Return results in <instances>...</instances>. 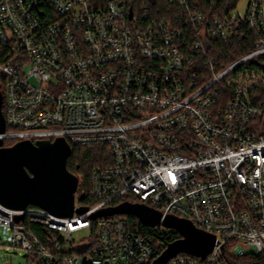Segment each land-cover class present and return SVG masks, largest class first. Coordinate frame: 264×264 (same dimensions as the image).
Returning a JSON list of instances; mask_svg holds the SVG:
<instances>
[{"label": "built area", "instance_id": "built-area-1", "mask_svg": "<svg viewBox=\"0 0 264 264\" xmlns=\"http://www.w3.org/2000/svg\"><path fill=\"white\" fill-rule=\"evenodd\" d=\"M216 3L0 0L4 147L63 138L72 152L105 147L110 157L92 173V205L76 193L82 214L0 203V227L27 264H153L159 238L177 232L95 218L125 202L215 237L205 259L179 254L169 264L264 253V0H247L244 17L236 8L210 19ZM163 5L181 15L165 16ZM243 25L254 49L221 68L209 46Z\"/></svg>", "mask_w": 264, "mask_h": 264}, {"label": "water", "instance_id": "water-1", "mask_svg": "<svg viewBox=\"0 0 264 264\" xmlns=\"http://www.w3.org/2000/svg\"><path fill=\"white\" fill-rule=\"evenodd\" d=\"M5 132L3 96L0 91V134ZM71 155V147L63 138L54 142L23 141L11 147H4V141L0 140V203L17 211L38 207L60 218H71L74 213H84L86 211L84 208L75 209L79 178L67 168V161ZM129 206L105 210L98 213L95 218L135 216L146 227L162 224L168 229L175 230L182 237L169 244L153 264H169L179 254L205 259L216 246L214 236L196 230L190 221L175 217L163 218L158 214L155 223L153 219L155 214L152 210ZM22 219L23 216H18L16 222Z\"/></svg>", "mask_w": 264, "mask_h": 264}, {"label": "trees", "instance_id": "trees-1", "mask_svg": "<svg viewBox=\"0 0 264 264\" xmlns=\"http://www.w3.org/2000/svg\"><path fill=\"white\" fill-rule=\"evenodd\" d=\"M46 1V0H45ZM242 0H217L215 7L207 8L206 14L210 19L228 16L233 12ZM47 7V4H44ZM163 14L173 17L181 15L175 9L165 8L163 5ZM254 49V39L246 25L235 30L234 35L227 40H215L208 49V57L216 58L220 67L227 65L244 57ZM260 99H264V91L259 94ZM4 110V108H3ZM108 149L105 147H75L72 155L67 161L68 170L80 178L77 191L78 203L83 207L92 205V173L96 168L104 167L110 164ZM128 218L130 225L138 230H143L142 222L135 216L123 215ZM35 229V228H34ZM36 230V229H35ZM163 243L162 252L166 250L169 244L180 239L179 234L171 231L169 235L159 238ZM228 264H264V253L253 254L237 259H228Z\"/></svg>", "mask_w": 264, "mask_h": 264}, {"label": "rangeland", "instance_id": "rangeland-1", "mask_svg": "<svg viewBox=\"0 0 264 264\" xmlns=\"http://www.w3.org/2000/svg\"><path fill=\"white\" fill-rule=\"evenodd\" d=\"M246 9H247V0H242L237 9L234 11V14L236 16H240V17H244L245 13H246ZM0 88L2 89V93L3 95H5V87L4 85L1 83L0 84ZM129 206L131 208H144L146 207L149 210H152L155 214L154 222L157 223V215L160 214L157 210H154L150 207H147L145 205L136 203V202H125L122 204H118L116 205V208L122 207V206ZM145 208V209H146ZM184 220V219H183ZM159 225V224H157ZM196 230L200 231L199 229H197L195 227ZM85 235H80L78 234L77 236H75V239L77 242L81 241L82 238ZM10 238H11V231L8 228H4V227H0V264H27L26 259L23 257L24 253L21 251H15L12 247L9 246V242H10Z\"/></svg>", "mask_w": 264, "mask_h": 264}, {"label": "flooded vegetation", "instance_id": "flooded-vegetation-1", "mask_svg": "<svg viewBox=\"0 0 264 264\" xmlns=\"http://www.w3.org/2000/svg\"><path fill=\"white\" fill-rule=\"evenodd\" d=\"M179 236H180V239H181L182 238L181 235H179Z\"/></svg>", "mask_w": 264, "mask_h": 264}]
</instances>
